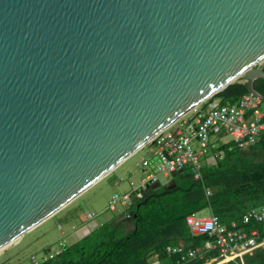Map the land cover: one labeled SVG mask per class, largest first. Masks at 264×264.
Masks as SVG:
<instances>
[{
	"label": "water",
	"instance_id": "water-1",
	"mask_svg": "<svg viewBox=\"0 0 264 264\" xmlns=\"http://www.w3.org/2000/svg\"><path fill=\"white\" fill-rule=\"evenodd\" d=\"M261 60L264 0H0V248Z\"/></svg>",
	"mask_w": 264,
	"mask_h": 264
},
{
	"label": "trees",
	"instance_id": "trees-1",
	"mask_svg": "<svg viewBox=\"0 0 264 264\" xmlns=\"http://www.w3.org/2000/svg\"><path fill=\"white\" fill-rule=\"evenodd\" d=\"M254 88L264 97L263 78L254 80ZM245 92L242 82H233L214 96L232 102ZM218 149L221 157L203 164L201 179H193L189 167L184 166L167 181L149 185L141 198L133 199L126 207L127 229L121 222H104L41 264H149L153 253L161 261L176 264V257L168 255L165 246L202 249L207 236L193 235L185 216L204 209L216 214L227 228L234 222L237 228L249 233L256 229L264 237L263 222H241L247 210L264 205V159L253 156L257 150L264 151V134L245 149L230 142ZM88 240L90 246L85 245ZM215 254L211 251L205 257ZM203 263L204 258H194L183 264Z\"/></svg>",
	"mask_w": 264,
	"mask_h": 264
},
{
	"label": "built area",
	"instance_id": "built-area-1",
	"mask_svg": "<svg viewBox=\"0 0 264 264\" xmlns=\"http://www.w3.org/2000/svg\"><path fill=\"white\" fill-rule=\"evenodd\" d=\"M264 60L257 63L263 65ZM192 113L190 119L184 115ZM184 115L158 132L148 142L151 143V164L149 158L141 160V166L148 168L137 183L130 182V188L121 193H114L108 201L107 208L112 211L116 203L130 205L133 199L143 196V191L152 184L159 183L161 178L169 177L173 172L189 167L192 178L201 179V169L211 160L221 157L219 146L228 142L238 149H245L256 144L264 134V101L252 93L245 92L236 100L222 101L214 94L206 97ZM228 135V140H223ZM197 143V147L193 143ZM206 158V160H204ZM115 182V184H117ZM209 193V190L206 191ZM127 217V214L125 213ZM251 221H264V205L252 207L242 215V224ZM185 223L193 235H206L202 249L187 248L182 244L166 245L168 255L176 257V264H183L194 258H204L203 264H243L242 255L254 247L264 245V240L256 241L253 231L237 228L233 222L230 228L221 224L219 217L210 212L199 215L191 212L185 216ZM61 228V225L58 226ZM47 250L41 254L33 253L23 264H41L60 252ZM216 251L215 255L205 254ZM153 256H157L155 253Z\"/></svg>",
	"mask_w": 264,
	"mask_h": 264
},
{
	"label": "rangeland",
	"instance_id": "rangeland-1",
	"mask_svg": "<svg viewBox=\"0 0 264 264\" xmlns=\"http://www.w3.org/2000/svg\"><path fill=\"white\" fill-rule=\"evenodd\" d=\"M242 75H239L231 81L242 82ZM192 113L188 112L184 115V119H190ZM223 140H228V135H223ZM193 145L197 147V143L194 142ZM150 142L146 144L127 157L118 166L112 169L109 173L99 179L97 182L88 187L85 191L75 197L73 200L68 202L65 206L55 212L53 215L47 217L41 223L36 225L31 230L25 232L19 240L15 243H11L7 247L3 248L0 252V264H19V262L26 263L30 253L41 254L46 248L51 250H57L62 248L60 242L63 241V237H70L76 228L78 223H83L78 221L81 218V214H85L94 209L97 214L102 213V216H108L110 213L117 215L118 211L122 208L124 203H116V208L113 211L106 209L105 206L108 204L111 196L118 192L127 191L129 186V181L137 183L140 175L143 176L141 166V160L147 158L152 152L150 151ZM254 159H264V151L257 150L253 154ZM206 160V158L204 159ZM211 159L207 157V161ZM130 172L131 176L128 177L127 172ZM120 180L117 185L114 180ZM207 210H201L198 212L199 215H206ZM81 213V214H80ZM79 216V217H78ZM97 219L98 216H93ZM110 221L113 223L121 222L124 229H127L130 225L125 214L117 215ZM61 225V228L58 226ZM75 237V236H73ZM91 241L85 242L86 246H90ZM21 264V263H20Z\"/></svg>",
	"mask_w": 264,
	"mask_h": 264
},
{
	"label": "crops",
	"instance_id": "crops-1",
	"mask_svg": "<svg viewBox=\"0 0 264 264\" xmlns=\"http://www.w3.org/2000/svg\"><path fill=\"white\" fill-rule=\"evenodd\" d=\"M147 158L150 159V163L151 164L155 160V158L151 157V154ZM211 161L212 160L207 161V163H211ZM146 170H148V168H146V167L145 168H142L143 174H144V172ZM127 174H128V177L131 176V174H130L129 171L127 172ZM140 177H142V176L140 175ZM168 178L169 177H167V178L162 177L161 180H160V182H165V181L168 180ZM117 181H118V183H117V185H118L120 183V180L115 179L114 180V183L117 182ZM130 182H133V181L130 180L129 181V184H130ZM123 206H126V204H123ZM105 208L107 209V205L105 206ZM206 210L208 211L207 214H209L210 211L208 209H206ZM94 211H95L94 209H91V210H89L86 213V215L80 213L81 214V218L78 216L79 217L78 218V221H81L83 223H78V225L75 226L76 230L73 233H71L72 235H70V237H63L62 238L63 241L60 242V245L62 244V246H66V245H70V244H72V243L80 240L86 234H88L93 229L97 228L102 223L110 221L111 219H113L117 215H120V214L121 215L122 214L124 215L126 213V208L125 209L122 208L121 210H119L118 213H117V215L110 213L108 216H102L101 215L102 213H98L97 214ZM95 215L98 216L97 219H94L93 216H95ZM263 223H264V221H263ZM251 231H253L255 233L254 236H255L256 241H261L262 239L264 240V237H260V232L258 230L253 229ZM73 236H75V237H73ZM47 250H51V249L50 248H46L44 251H47ZM31 254H33V252L30 253V255ZM242 262H243V264H264V245H259L257 247H254L251 251H249L247 253H244L242 255ZM20 263L23 264L22 262H19V264ZM162 263L169 264V262H167V260L161 261V260H159L157 258V256L151 255V257L149 259V264H162Z\"/></svg>",
	"mask_w": 264,
	"mask_h": 264
},
{
	"label": "bare ground",
	"instance_id": "bare-ground-1",
	"mask_svg": "<svg viewBox=\"0 0 264 264\" xmlns=\"http://www.w3.org/2000/svg\"><path fill=\"white\" fill-rule=\"evenodd\" d=\"M31 229H32V228H31ZM31 229H29V230H31ZM29 230H27V231H29ZM27 231H26V232H27ZM22 235H23V234H22ZM22 235H20L19 237L15 238L13 241L9 242L8 244L4 245L3 247H1V248H0V252H1V250H2L3 248H5V247H7L8 245H10L11 243H15L17 240H19V238H20Z\"/></svg>",
	"mask_w": 264,
	"mask_h": 264
}]
</instances>
